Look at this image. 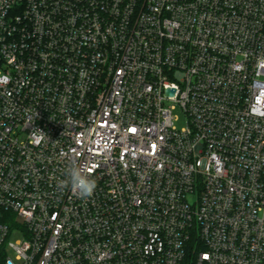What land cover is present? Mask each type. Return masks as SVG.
Wrapping results in <instances>:
<instances>
[{"label": "built area", "instance_id": "obj_1", "mask_svg": "<svg viewBox=\"0 0 264 264\" xmlns=\"http://www.w3.org/2000/svg\"><path fill=\"white\" fill-rule=\"evenodd\" d=\"M0 264H264V0H0Z\"/></svg>", "mask_w": 264, "mask_h": 264}, {"label": "clouds", "instance_id": "obj_2", "mask_svg": "<svg viewBox=\"0 0 264 264\" xmlns=\"http://www.w3.org/2000/svg\"><path fill=\"white\" fill-rule=\"evenodd\" d=\"M67 179L61 181L64 187H71L73 192H77L82 198H90L96 188V181L82 174L79 167L73 165L67 172Z\"/></svg>", "mask_w": 264, "mask_h": 264}, {"label": "rangeland", "instance_id": "obj_3", "mask_svg": "<svg viewBox=\"0 0 264 264\" xmlns=\"http://www.w3.org/2000/svg\"><path fill=\"white\" fill-rule=\"evenodd\" d=\"M173 114L177 116V121H175V124L177 126H182L184 124V117L181 115L180 111L176 109L175 111H173Z\"/></svg>", "mask_w": 264, "mask_h": 264}]
</instances>
